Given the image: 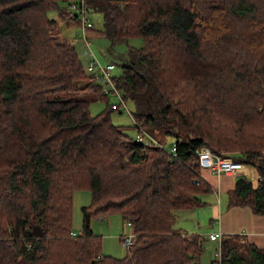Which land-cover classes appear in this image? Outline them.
Listing matches in <instances>:
<instances>
[{
  "label": "trees",
  "instance_id": "16d2710c",
  "mask_svg": "<svg viewBox=\"0 0 264 264\" xmlns=\"http://www.w3.org/2000/svg\"><path fill=\"white\" fill-rule=\"evenodd\" d=\"M71 1L0 0V264H202L211 239L175 216L212 191L200 148L257 169L256 184L237 176L228 206L264 215V0H84L113 45L142 39L118 56L113 79L134 121L175 139V157L113 122L111 96L58 35L63 20L81 28ZM96 101L106 107L92 115ZM78 191L91 203L76 232ZM109 215L134 236L123 258L104 254L91 227ZM215 242L213 264H264L245 236Z\"/></svg>",
  "mask_w": 264,
  "mask_h": 264
},
{
  "label": "rangeland",
  "instance_id": "374dc122",
  "mask_svg": "<svg viewBox=\"0 0 264 264\" xmlns=\"http://www.w3.org/2000/svg\"><path fill=\"white\" fill-rule=\"evenodd\" d=\"M53 18H58L57 14L54 12L50 13ZM94 27L87 31L88 41L90 42V47L86 45V42L82 39L83 34L80 28V24L76 20H63L59 22L58 33L55 30V34L69 37L70 39H77V50L81 57L82 62L86 65L90 59V55H86L84 49H90L95 56L98 58L103 66L109 63L115 64L113 69V75L121 74V68L118 65L117 58L119 55L127 52L129 47H141L142 39L133 38L129 39L127 42L118 43L113 45L111 41L106 37L103 32V22L100 14H95L91 17ZM118 100L112 96L111 102H117ZM105 103L102 101L93 102L90 106V112L92 115H96L105 109ZM135 110L132 102H126V107L123 108L122 112L114 111L112 113V120L116 125L124 126L130 133L131 136L136 138L138 131L134 127L133 111ZM132 112V113H131ZM156 139L162 142L163 147L170 152L175 139L171 136H166L163 132L155 134ZM203 196H209L213 198V193H208ZM218 198L216 199V205H219ZM91 203V193L89 191H78L74 196V206H73V228L76 232H79L82 226V207L88 206ZM205 208V206H204ZM196 211L191 210H179L175 212L176 216V226L178 228L184 229L185 224H193V227L197 225L198 215ZM91 227L94 232L102 236V249L103 253L106 255H111L115 258H123L127 255V249L121 245L120 236L123 234H128L126 231L123 233L122 221L120 215H109L106 217L97 216L91 221ZM208 227H211L208 226ZM217 244L211 241L206 243L207 256L205 257L204 264H212V261L216 259L215 250ZM218 253V252H217ZM206 254V253H205Z\"/></svg>",
  "mask_w": 264,
  "mask_h": 264
},
{
  "label": "crops",
  "instance_id": "0c3cea01",
  "mask_svg": "<svg viewBox=\"0 0 264 264\" xmlns=\"http://www.w3.org/2000/svg\"><path fill=\"white\" fill-rule=\"evenodd\" d=\"M200 174L202 179L211 187V193H213L214 196H212L213 198L202 196L203 200L206 202L205 208L201 207L191 210L196 211L195 213L198 215L196 227H193V224H185L183 230L188 233H199L204 235L207 240L210 233H217L222 236L238 234L245 236L247 240L264 249V215L255 214L250 208H231L228 206V193L234 189L237 176H246L256 184L260 178L257 169L252 165L244 164L243 169L238 175L222 174L221 176H216L209 168L201 167ZM215 196L216 198L219 196V205H216ZM210 225L211 227H208ZM208 241L216 243L212 240ZM216 244L218 247V243ZM215 250H217V248ZM218 255L219 253L215 252L216 259ZM206 256L207 251L205 249L202 255V264H204L203 262Z\"/></svg>",
  "mask_w": 264,
  "mask_h": 264
},
{
  "label": "built area",
  "instance_id": "2783aa9c",
  "mask_svg": "<svg viewBox=\"0 0 264 264\" xmlns=\"http://www.w3.org/2000/svg\"><path fill=\"white\" fill-rule=\"evenodd\" d=\"M67 7L72 14L77 15L81 19V31L85 38L88 28L92 27L93 25L88 15L86 3L84 2V0H72L68 3ZM70 41L74 44L77 43L76 38L70 39ZM86 45L89 47L90 43L86 42ZM84 52L86 55H90V59L85 65L87 72L95 76L97 82L101 85L105 93L109 94L111 97L114 96L118 100L117 102L112 103V108L117 111H122L123 108L126 107V101L123 98L122 91L119 89L118 85L113 79V63H109L106 66H103L93 52L87 49H85ZM134 124L139 128V133L137 134L136 141L147 145L155 144L163 147V145L160 144L157 139L152 137L146 131V129L143 127L144 124L142 122L135 120ZM168 153L174 157L177 155L176 144L173 145L171 151ZM197 156L198 164L200 165V167L209 168L210 171L216 176H221L222 174L238 175L244 167V164L242 162L237 161L229 156L216 155L207 147L200 148L197 151ZM133 237L134 236L132 234L124 235L122 237V245L124 247L132 246ZM209 238L213 241H221L222 235L217 233H210ZM217 264H220V260Z\"/></svg>",
  "mask_w": 264,
  "mask_h": 264
},
{
  "label": "water",
  "instance_id": "95a60500",
  "mask_svg": "<svg viewBox=\"0 0 264 264\" xmlns=\"http://www.w3.org/2000/svg\"><path fill=\"white\" fill-rule=\"evenodd\" d=\"M34 234H35L36 236H42V230H41V228H39V227H35V228H34Z\"/></svg>",
  "mask_w": 264,
  "mask_h": 264
}]
</instances>
